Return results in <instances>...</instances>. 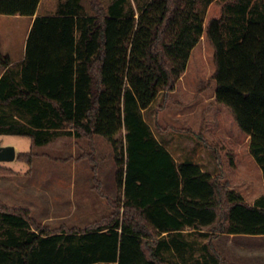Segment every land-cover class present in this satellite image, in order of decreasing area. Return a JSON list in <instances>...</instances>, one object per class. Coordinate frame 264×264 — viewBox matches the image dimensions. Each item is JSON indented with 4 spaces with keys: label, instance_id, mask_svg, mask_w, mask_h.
Returning a JSON list of instances; mask_svg holds the SVG:
<instances>
[{
    "label": "trees",
    "instance_id": "obj_1",
    "mask_svg": "<svg viewBox=\"0 0 264 264\" xmlns=\"http://www.w3.org/2000/svg\"><path fill=\"white\" fill-rule=\"evenodd\" d=\"M83 1L57 0L53 13L35 15L40 0H0V14L34 16L23 59L0 51V134L28 136L32 147L62 134L103 137L117 194L101 196L115 213L50 230L28 207L0 201V264H167L164 250L180 245L185 228H207L210 238L264 234V194L247 202L198 164L177 161L143 116L159 92L174 90L205 33L215 102L249 135L264 179V0H219L205 26L199 0H90V10ZM201 248L193 264H233L210 242Z\"/></svg>",
    "mask_w": 264,
    "mask_h": 264
},
{
    "label": "rangeland",
    "instance_id": "obj_2",
    "mask_svg": "<svg viewBox=\"0 0 264 264\" xmlns=\"http://www.w3.org/2000/svg\"><path fill=\"white\" fill-rule=\"evenodd\" d=\"M111 0H98L106 6ZM57 0H40L38 12L53 13ZM90 10V0L83 1ZM204 26L218 16L219 0H199ZM30 16L0 14V51L19 62ZM213 47L202 34L191 50L185 71L173 91L158 93L144 110L145 121L155 137L177 161H193L211 169L223 161L234 188L246 199L264 192L260 166L253 156L247 158L246 135L240 131L231 113L215 102L216 82ZM1 72V68H0ZM121 130L119 135H123ZM202 138L212 147L206 150ZM11 145L16 155L33 149L31 163L15 157L0 161V201L9 206H26L30 217L50 230L82 229L115 213L109 201L117 194L115 164L110 143L101 136L90 141L62 134L49 143L32 147L31 138L0 134V146ZM235 145V147H234ZM238 147V159L230 173L229 155ZM218 153L217 161L214 159ZM213 155V156H212ZM234 157H232L233 159ZM216 172V169L213 173ZM100 191V192H99ZM207 228H185L177 235L178 244L164 250L167 264H193L202 260V245L210 242L228 263L264 264V236L211 237ZM179 246V248H176Z\"/></svg>",
    "mask_w": 264,
    "mask_h": 264
},
{
    "label": "crops",
    "instance_id": "obj_3",
    "mask_svg": "<svg viewBox=\"0 0 264 264\" xmlns=\"http://www.w3.org/2000/svg\"><path fill=\"white\" fill-rule=\"evenodd\" d=\"M43 14H47V13H43ZM35 15H41V13H39L38 12V7H37V10H36V13H35ZM15 16H17V15H15ZM34 17V16H33ZM33 17H30V21H29V24H28V28H27V33H26V36H27V34H28V31H29V28H30V24H31V21H32V18ZM26 38V37H25ZM25 44V43H24ZM9 56H10V54H9ZM23 56H24V51H23V54H22V56H21V58H20V60H19V62L23 59ZM10 58H11V61H12V63H15L16 61L15 60H13L12 59V57L10 56ZM1 73H2V70H1V72H0V75H1ZM215 95V94H214ZM248 143H249V135H246V144H245V150L247 151V158L249 159V158H251V153H250V151H249V148H248ZM234 147H235V145H234ZM233 147V150L232 151H227L226 153H224V155L226 156V155H229L230 157V160H229V165H228V167H230L229 168V170H228V172L230 173L232 170H234V168H233V166H234V164H232L234 161H235V163L237 162V159H238V147L235 149ZM206 150H210V148L209 147H206ZM213 156V155H212ZM215 156L216 157H218V153H217V151L215 152ZM214 156V157H215ZM232 157H234L233 159H232ZM215 159V158H214ZM218 159V158H217ZM217 159H215L216 161H217ZM193 162V161H192ZM218 163V166H216L215 168H213V169H211V167H209V166H205V165H201V164H199V163H197V162H193V163H196V164H198L200 167H201V169L203 170V171H205V172H208V173H210L211 175H213V176H217L218 177V180L220 181V182H224V183H227L228 184V187L229 188H232V189H235L234 188V186L232 185V182H231V179H230V177H228V174H227V170H226V167L224 166V162L223 161H217ZM216 169V172L215 173H213V171ZM260 174H261V176H262V171H261V169H260ZM262 182H263V188H264V179H263V176H262ZM236 190V189H235ZM261 194H264V192L263 193H261ZM258 195H260V194H258ZM258 195H256V196H254L251 200H248V199H246L243 195V197L245 198V200L247 201V202H252ZM222 235H229V236H252V237H258V236H264V234H260V235H251V234H222Z\"/></svg>",
    "mask_w": 264,
    "mask_h": 264
},
{
    "label": "water",
    "instance_id": "obj_4",
    "mask_svg": "<svg viewBox=\"0 0 264 264\" xmlns=\"http://www.w3.org/2000/svg\"><path fill=\"white\" fill-rule=\"evenodd\" d=\"M16 157L15 148L11 145L0 146V161H9Z\"/></svg>",
    "mask_w": 264,
    "mask_h": 264
}]
</instances>
